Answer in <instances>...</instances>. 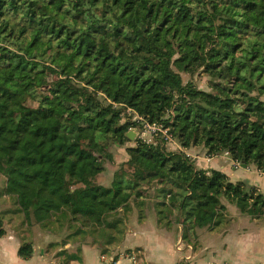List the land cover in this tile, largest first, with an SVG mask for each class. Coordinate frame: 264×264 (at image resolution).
<instances>
[{"label": "trees", "instance_id": "16d2710c", "mask_svg": "<svg viewBox=\"0 0 264 264\" xmlns=\"http://www.w3.org/2000/svg\"><path fill=\"white\" fill-rule=\"evenodd\" d=\"M144 122L182 150L264 172V0H0V175L10 212L67 239L98 234L103 253L124 233L116 215L153 191L187 243L223 222L224 199L264 217L257 187L197 169L161 135L144 142ZM118 148L127 160L103 186ZM33 252L24 243L18 255Z\"/></svg>", "mask_w": 264, "mask_h": 264}, {"label": "crops", "instance_id": "0c3cea01", "mask_svg": "<svg viewBox=\"0 0 264 264\" xmlns=\"http://www.w3.org/2000/svg\"><path fill=\"white\" fill-rule=\"evenodd\" d=\"M174 145V152L182 151L176 142ZM184 152L192 159L206 160L211 164L210 169L224 172L231 182H246L264 194V172L238 166L228 154L214 158L204 152L205 158H201L194 148ZM5 189L6 179L0 175V217L5 229L4 236L0 237V264H64L66 257L58 256L61 251L75 257L69 264H178L181 261L189 264H264V217L253 219L244 215L227 199L222 201L225 206L223 222L211 230H197V239L187 243L183 240V226L176 217L170 219L176 222L179 229L176 239L175 233L171 234L159 223L156 215L161 202L151 195L142 199L145 203L144 215L142 217L143 211H140V216L138 213L134 216V229H130L126 217L127 230L121 240L107 246V253H103L90 237L71 245L73 239H65L66 230H44L35 222L33 233L20 234L16 226L21 222L23 213L10 212L17 207L12 209V198L5 193ZM24 243L33 244L31 259L25 260L18 255ZM51 244L57 246L51 248ZM78 249L82 252L80 257ZM132 255L136 257V263L130 258Z\"/></svg>", "mask_w": 264, "mask_h": 264}, {"label": "rangeland", "instance_id": "374dc122", "mask_svg": "<svg viewBox=\"0 0 264 264\" xmlns=\"http://www.w3.org/2000/svg\"><path fill=\"white\" fill-rule=\"evenodd\" d=\"M182 77H183V80H184V83L188 82L191 77H189V75L187 74H182ZM195 83L197 84V87L200 88V89H204L206 90L207 89V78H195ZM157 141H160L159 139ZM175 141L173 142H167L166 144V149L170 152H174V145ZM194 150L196 152L199 153V156H201V158H205V155H204V150L202 147H196L194 148ZM114 153H115V156H116V163L115 164H107V171L103 174H101L99 177H98V180L97 182L103 186H110V183H111V179H113V174L114 172L119 168V165L126 161L127 160V153L125 151V148H118V149H115L114 150ZM222 155H219V156H216L214 158H218ZM193 164L194 166L197 168V169H202V170H211V164L208 163L206 160H202V159H193ZM156 192V191H155ZM155 192L153 191L152 192V196H155ZM4 193V192H3ZM157 200H159L160 202L163 201L162 198H156ZM142 199H135L133 200V202H131L130 206H131V209L125 213V214H117L116 217H119L121 219H124V224L122 225V227H120L121 231L124 232L126 231L127 229V225L125 224V218L127 220V224L129 225L130 229L133 230L134 227H133V222H132V219L134 218V216L138 213L139 216H140V211H143L144 209V206L145 205H139L137 202H141ZM12 209H15V204H14V200L12 199ZM14 207V208H13ZM158 210H157V218L159 220V223L163 225V227H166L168 230H170L171 234L172 233H175V239L178 237L179 235V229H178V226L176 224V222L174 221H171L170 219L172 218V216H168V213L166 208L164 206H161V205H158ZM11 211H14V210H11ZM162 211V213H161ZM144 215V211L142 212V217ZM141 218V217H140ZM24 223H23V222ZM33 225V220L32 218H29V219H26L24 214L23 216H21V222L18 223V226H16V229H18L20 231V234H30V233H33L34 232V229L32 228ZM79 228V225H76V229ZM27 229V231H25ZM55 229V228H54ZM50 231H53V228H50L49 229ZM66 233L68 234V231H66ZM70 234V233H69ZM68 234V235H69ZM91 240L93 241V239H99L101 240L100 236L98 234H95L93 235L92 237H90ZM122 238V235L119 236L118 238V241L121 240ZM67 240V237L65 238ZM73 239V241L71 242V245H74L75 242H81V241H84V240H87L85 238V236L83 235H77V236H72L69 238V240ZM80 254L82 256V252L79 251L78 252V256L80 257Z\"/></svg>", "mask_w": 264, "mask_h": 264}, {"label": "built area", "instance_id": "2783aa9c", "mask_svg": "<svg viewBox=\"0 0 264 264\" xmlns=\"http://www.w3.org/2000/svg\"><path fill=\"white\" fill-rule=\"evenodd\" d=\"M159 135L163 136L164 139L167 140L168 142H173L171 137L168 135L167 131H165L162 128V126L144 122V129L142 130V132L140 134L141 139L144 142L156 145L158 143L156 137ZM182 151H185V150H182ZM187 156L191 157L188 154H187ZM237 164H238V166H242L240 163H237ZM260 172L263 173V171H260ZM130 258L133 260L134 263H136V257L135 256L132 255V256H130Z\"/></svg>", "mask_w": 264, "mask_h": 264}, {"label": "water", "instance_id": "95a60500", "mask_svg": "<svg viewBox=\"0 0 264 264\" xmlns=\"http://www.w3.org/2000/svg\"><path fill=\"white\" fill-rule=\"evenodd\" d=\"M127 136L133 141L136 138V133L134 131H130L127 133ZM243 168H247L245 164H242Z\"/></svg>", "mask_w": 264, "mask_h": 264}]
</instances>
